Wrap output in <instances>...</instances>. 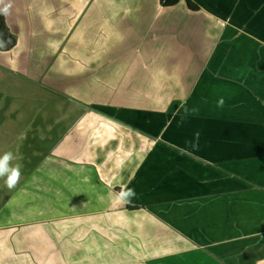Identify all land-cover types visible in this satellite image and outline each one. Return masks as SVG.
<instances>
[{"label":"crops","instance_id":"crops-1","mask_svg":"<svg viewBox=\"0 0 264 264\" xmlns=\"http://www.w3.org/2000/svg\"><path fill=\"white\" fill-rule=\"evenodd\" d=\"M190 1L5 0L0 264L264 262V0Z\"/></svg>","mask_w":264,"mask_h":264},{"label":"clouds","instance_id":"clouds-1","mask_svg":"<svg viewBox=\"0 0 264 264\" xmlns=\"http://www.w3.org/2000/svg\"><path fill=\"white\" fill-rule=\"evenodd\" d=\"M0 14L8 15L11 8V4H5V0H0ZM223 105V100L218 101V106ZM16 159L12 151L4 152L0 155V179H4L5 185L8 189L15 188L21 179V168L20 163L13 164ZM116 201L118 203L130 204L136 197L135 189L129 188L126 184L121 187L118 193H114ZM264 264V262H261Z\"/></svg>","mask_w":264,"mask_h":264},{"label":"trees","instance_id":"trees-1","mask_svg":"<svg viewBox=\"0 0 264 264\" xmlns=\"http://www.w3.org/2000/svg\"><path fill=\"white\" fill-rule=\"evenodd\" d=\"M180 1H184L187 8L190 9L191 11L198 10V7L190 0H159L160 4L163 7L174 6ZM15 44H16V38L10 32L6 24L4 15L0 14V51L1 52L9 51L15 46Z\"/></svg>","mask_w":264,"mask_h":264}]
</instances>
